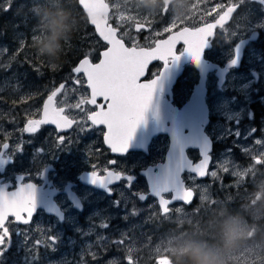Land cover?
Returning <instances> with one entry per match:
<instances>
[{
	"label": "rangeland",
	"instance_id": "1",
	"mask_svg": "<svg viewBox=\"0 0 264 264\" xmlns=\"http://www.w3.org/2000/svg\"><path fill=\"white\" fill-rule=\"evenodd\" d=\"M14 1L0 0V11L7 10ZM49 1L51 6L59 7L61 4L60 0L45 2L48 4ZM107 1L112 7L109 20L119 28L117 34L128 46L151 47L155 39L169 33L165 29L172 27L173 22L176 24L172 27V31L187 24L205 21L232 3L239 4L238 12L229 25L218 31L213 47L207 51V57L214 59L231 57L232 48L239 38L252 28L264 29V6L255 0H193L192 5L185 3L184 0L171 2L162 0L159 5L153 0ZM172 7L170 14L164 15L165 10ZM58 11L64 12L63 9ZM80 16L82 27L85 29L80 32L78 43L69 44V37H64L70 46L68 51L74 52L80 49L81 56L87 55L95 62L99 58L100 51L106 48L107 44L96 35L93 27L83 18L85 16L81 13ZM53 17L55 16L40 14L37 25L31 27L28 33L16 31L14 42L8 45L0 44L1 66L7 67L11 63V74H5V77L0 79V95L4 91L5 96L9 98V101H5V96L4 99L0 97V110L6 107V112L12 114L13 121L11 133L5 132L3 135L5 138L11 136L12 151L16 152V155L20 153L25 155L23 147L26 145L31 147V150L29 148L26 151L29 153L27 157L20 159V163L24 164L25 172L28 170L33 174L36 173L38 166L46 164L45 161L52 157L63 163L62 168L68 166L69 176H76L84 169V164L88 165L86 170H96L103 175L104 169L115 168L109 164L110 161L106 156L98 161L97 158L88 156L75 158L72 154L66 153L85 138L82 133L90 138L83 142L84 145H88L90 141L91 143L98 141L97 145L101 147L100 135L103 130L94 127L87 119L88 113L96 108L86 102L89 89L84 75H75L72 68L66 70L57 64L50 65L37 51V42L49 35L47 32L49 21ZM24 18L22 16V24ZM72 21L76 20L72 18ZM137 23L146 26L137 31L135 29ZM24 25L28 28L27 24ZM36 58L39 59L38 63L34 60ZM22 65H27L32 71V77L35 79L34 87L31 81L25 83V73L18 70ZM161 65L160 62L151 65L149 75L158 73ZM252 71L257 72L258 76L254 77ZM197 78V72L193 67L185 70L173 88L175 104L181 105L188 99ZM74 79H78L79 84H73ZM216 80L214 73L208 75L206 100L211 108V121L206 126V132L214 140L208 177L198 179L189 171L183 173L187 186L192 187L196 193V201L190 206L175 202L170 206L171 211L164 215L155 198L151 196H146L143 200L138 198L140 194L147 193L146 181L138 171L164 160L169 139L167 135L160 134L153 138L148 155L141 151H131L132 153L116 162L119 168H124L123 171L132 167L139 174V180L130 188H126L123 183L114 185L111 196L91 186L89 189H81L90 203L89 211L85 216L90 223L83 228L78 224L79 219H76L77 214H75L71 224L80 232L78 242H81L82 249L78 255L73 256L62 250L58 256H45L46 264H129V259L132 264H156L158 258L159 264H174L177 248L193 242L191 240L193 233H189V230H198L201 235L213 231L209 235L218 236L217 242L212 244L216 247L221 242L224 227L228 222H242L250 229L248 239L243 241L238 249L228 254L229 264H264V227L257 226L256 223L250 224L238 217L225 216L223 211L225 202L238 198V201L246 203L244 208L253 220L264 214V162L255 163L256 159L264 161V115L261 114L260 117V110L251 108L249 103L253 102L258 94L264 95V48L251 47L246 50L241 67L231 70L224 85L219 87ZM61 84L65 87L58 92L55 105L64 107L68 116L76 118L74 128L59 134L53 126H48L37 133L25 134L22 131L23 123L40 113L46 96ZM3 87L5 90H2ZM77 104L81 105L80 108L76 107ZM261 104L264 107V104ZM14 109L17 111L14 112ZM60 137L64 138L62 147L57 146ZM21 145L22 150L16 151ZM88 150L93 153L94 147L91 145ZM187 154L193 162L200 158L196 148H188ZM93 164L97 165L96 169L92 168ZM11 169L16 170L15 166ZM212 171L217 172L216 177L210 175ZM170 195V192L165 193L167 197ZM213 201L217 207L208 208L207 212L203 203ZM178 208L179 212L176 211ZM205 211L207 215L210 213L213 217L212 220L208 219L206 223H202L201 215ZM102 222L107 223L106 229L99 227ZM16 231V229L12 230L13 245L21 241L20 233ZM60 238L61 236H58V241H61ZM67 241H70L71 246L77 243L75 239ZM20 259L19 255H10L5 246L3 255L0 256V264H34L37 260L36 257L28 262Z\"/></svg>",
	"mask_w": 264,
	"mask_h": 264
},
{
	"label": "snow or ice",
	"instance_id": "2",
	"mask_svg": "<svg viewBox=\"0 0 264 264\" xmlns=\"http://www.w3.org/2000/svg\"><path fill=\"white\" fill-rule=\"evenodd\" d=\"M78 3L86 11L91 24L96 27L99 35L109 45L107 50L102 53V59L99 63H91L88 56L85 55L73 69L74 73L85 75L87 87L91 90V98L86 102L94 105L96 110L92 111L87 119L91 121L92 125H102L106 128L104 141L113 153H123L130 146L129 142L132 140L137 127L144 121L145 113L152 103L154 91L159 83L160 72L155 73V78L147 83L139 82L149 62L160 60L167 66L169 61H176L186 53L189 58L199 63L201 53L209 37L213 35V29L218 24H222L233 13L234 7H228L219 16L216 24H207L205 27H199L195 30L184 27L175 34L169 35L167 39L157 41L153 48L137 49L136 47H126L123 40L118 37L117 28L112 27L108 20L103 18V11L99 6L103 0H78ZM147 19L145 18V20ZM175 24L173 22L172 27H175ZM145 26V24L137 23L136 30L140 31ZM172 27L166 28L165 31L171 32ZM180 41L186 47L179 54H176L175 46ZM72 82L79 84L78 79H74ZM64 87L65 85L61 84L60 88L52 91L44 104L42 118L39 120L29 119L22 131L34 133L40 125L45 123L55 124L57 128L72 126L74 121L63 115L64 108L55 106V97ZM97 98H100L99 103ZM83 102L81 101V103ZM80 106V104L76 105L77 108ZM63 144L64 138L60 137L57 146L62 147ZM9 149L8 143L0 144V156L5 155V150ZM19 150H22V145L17 147L16 151ZM209 160L210 156L205 151L202 160L195 166H190L192 173L199 178L207 175ZM262 162L264 161L260 159L255 160V163ZM109 164L114 165L116 161H110ZM96 167L97 165H92L93 169ZM224 170L228 171V169ZM104 172L105 175H100L96 170H92L90 173L91 182L102 187H109L123 179L126 181V187H131V184L128 183L131 177L127 174L109 171L108 169H104ZM210 175L216 177L217 172L212 171ZM156 195L159 197L158 204L162 214L167 215L171 211L169 206L174 202L190 204L194 191L192 187L177 185L173 197L165 198L160 192H157ZM138 198L143 200L146 197L140 195ZM35 207V187L33 184H21L18 190L11 193L0 188V256L3 255L5 246L12 235L7 226L9 218H13L14 222L29 224ZM176 211L179 212L180 209L178 208ZM133 214H135V210H133ZM99 227L106 229L108 225L106 222H102ZM57 240L58 237L54 234L48 235L46 242L36 240L34 246L39 248L41 244H45V246L54 247ZM118 243H122V241H118ZM129 264H132L131 259H129ZM156 264H159V258Z\"/></svg>",
	"mask_w": 264,
	"mask_h": 264
},
{
	"label": "water",
	"instance_id": "3",
	"mask_svg": "<svg viewBox=\"0 0 264 264\" xmlns=\"http://www.w3.org/2000/svg\"><path fill=\"white\" fill-rule=\"evenodd\" d=\"M77 3H78V0H77ZM99 6L101 7L103 11V18L105 20H108V15L110 12V6L108 2L106 0H103V3L100 4ZM232 6L234 7V11H235L237 8V5H232ZM79 7L82 9L84 14L86 15L88 23L94 28V31L97 34V36L102 41H104L103 38L99 35L96 27L91 24L86 11L80 5ZM227 8L224 11H226ZM222 14L223 13H221L220 15ZM232 14L233 13H231L230 16L227 17L222 24H218L213 29V35L209 37L207 44L201 53V58H200L199 63L189 58L186 53L184 55H181L180 58L176 61H169L167 66H165L164 62L160 60H152L149 62V64L145 68V73L140 78L139 82L147 83L150 80L155 78V75L148 79L145 78V76H146L148 67L151 64L158 61L162 63L158 71L160 72L159 83L154 91L152 103L150 104L148 111L145 113V119L137 127V130L132 140L129 142L130 146L125 152L113 153L111 149L109 148V146L105 143L104 141L105 133L103 134V143L105 147H107L110 150L111 154H114V155H124L130 151H142L144 153H147L148 145L151 143L154 137L158 136L159 134H166L168 136L169 143H168V148L164 155V160L162 162L159 161L154 165H148L146 168L140 171V174H142L146 180L147 190H148L147 193H142L140 195H143L145 197L148 195V196L155 198L157 204L159 201V197L156 195L157 192H160V194L164 196L165 198H170V197L175 196V188L177 185L186 186L185 181L183 180V173L185 171H189L192 173L190 166H195L197 163H199L202 160L203 153L205 151H207L210 156L209 164L207 166V173H208L209 165L211 163V158H212L211 154L213 151V142H214L205 129L210 120V110H209L208 102L206 100L208 74L210 72H214L217 78L216 83L219 87H221L225 83L226 76L229 73L230 69L239 68L242 57H243L244 49L246 45L248 44L249 40L256 39V36H255L256 32H253L248 38L240 39L234 46L232 58L229 59L223 66L204 57L205 51L209 50L212 46L211 42L215 36V29L217 27H222L224 24H227L231 20ZM219 16L217 17L216 20L212 22L202 24L196 28H189V27L188 28L190 30H195L199 27H205L207 24H216V21L219 19ZM97 19H99V17H97ZM109 24L112 26L111 23ZM182 29H179V30H182ZM179 30L173 31L169 35L175 34ZM168 36L163 39H167ZM163 39L156 40L155 44L157 41H160ZM104 42L107 43L106 41ZM155 44L154 46L150 48L155 47ZM178 44H183V42L180 41L177 43V45ZM125 46L129 48L136 47V46H127L126 44ZM176 46H175V50H176ZM108 47L109 45L107 44V47L100 51L99 59L96 62L91 61V59L88 57L90 62L93 64L99 63L100 59H102V53L105 50H107ZM185 47L186 46L184 45L182 51L185 49ZM136 48L137 49L139 48L149 49L147 47H136ZM179 53L180 52L176 51V54H179ZM84 57L85 56H83L77 61L75 66L72 68V72H73V69L79 64V62ZM233 61H235V63H233ZM186 63H191L193 65V67L198 72V78L192 87V91L188 99L185 100L181 105H176L173 102V87L176 84L177 80L182 75L183 70H184V65ZM86 85H87V81H86ZM58 88H60V86H58L56 89ZM88 89H89V98H88L89 100L91 98V90L90 88ZM49 95L46 96V98L44 99L42 103L41 117L39 119L42 118L43 107ZM97 99H100V98H97ZM57 108H63V107H57ZM63 115L65 114L63 113ZM39 119H36V120H39ZM26 123L27 122H25L24 127ZM45 124L55 126L58 131H66L71 128V127L57 128L55 124H52V123H45ZM95 126L98 127L102 125H95ZM26 134H33V133L26 132ZM188 148L198 149L200 158L196 162H193V160L189 158L187 154ZM8 161L9 160L7 159H3V164H4L3 166H5ZM108 170L114 171L113 169H108ZM46 172H47V169L43 171L44 174ZM90 173L91 172H82L78 178L84 184L91 186L95 189L101 190L109 196L113 195V190L110 188L114 185L119 184L120 181L123 180L121 179L120 181L111 184L109 186L110 188L102 187L99 184H94L91 182ZM105 174L106 173L104 172L103 175ZM129 177H131L132 179V176H129ZM206 177H208V174L202 178H206ZM197 178L202 179L199 177ZM27 183H31L35 187V204H36L35 209L39 206V204L40 205L43 204L42 207L46 210L47 213H51L53 210L57 209L58 206L53 200L52 194L49 193L50 196L47 197V193L42 191L41 186L36 185L33 182H27ZM23 184H26V183H23ZM20 186L21 184L20 182H18L17 188L13 189L9 193L18 190ZM164 189H167V191H164ZM168 192L171 193L170 197L165 196V193H168ZM70 194H71L70 200L74 204L78 203L79 198L77 197L75 192L71 191ZM194 200H195V192H194V196L192 198L191 203L185 204V205L187 206L191 205L194 202Z\"/></svg>",
	"mask_w": 264,
	"mask_h": 264
},
{
	"label": "flooded vegetation",
	"instance_id": "4",
	"mask_svg": "<svg viewBox=\"0 0 264 264\" xmlns=\"http://www.w3.org/2000/svg\"><path fill=\"white\" fill-rule=\"evenodd\" d=\"M171 1H174V0H168V1L164 0V2H171ZM255 1L257 3H260V5L264 6V0H255ZM184 2L192 5L193 0H184ZM108 4H109V6L111 5L109 2H108ZM232 5H237L239 8L238 3H232V4H228L224 8V10L228 6H232ZM202 6L204 7V4H202ZM238 8H237V10H238ZM111 10H112V7H110L109 15L111 13ZM172 10H173V7L165 10L164 15H166V14L169 15L170 11H172ZM237 10L233 13V15L231 16V20L227 24L223 25L221 28L215 29V36L211 42L212 43L211 48L213 47V43L217 37L218 31L220 29H222L223 27L229 25L234 20V16L238 12ZM221 13H222V11H218L213 17H211L205 21H201V22L196 23V24L195 23L187 24V25L179 27L176 30L182 29L184 27L196 28L202 24L212 22V21L216 20L217 17ZM81 15L85 16L84 18L86 19V21L88 23L86 15L84 14V12L82 10H81ZM109 15H108V22L111 23L112 21L110 22ZM112 26L116 27L113 24H112ZM116 28H117V33H119V28L118 27H116ZM135 29H136V25H135ZM87 30H90V29L87 28ZM176 30H174V31H176ZM171 32H173V31H171ZM171 32H169L164 37H160V38L155 39V41L167 37ZM253 32H256L255 33L256 39L249 40L248 44L246 45L239 68L242 65L246 50H248L251 47H253L254 49H259L261 47L264 48V29H262V28H260V29L259 28L258 29L252 28L246 35L239 38L235 42L234 46L236 45V43L240 39L250 37V35ZM155 41L153 43V46L155 44ZM66 42H67V40H66ZM132 46H134V45H132ZM234 46L232 48V56H233ZM140 47H145V46H140ZM183 47H184L183 44H178L176 46V51L181 52ZM147 48H149V47H147ZM207 51L205 52L204 57H206L207 59H209L215 63L220 64L221 66H223L229 59L232 58V56L227 57L225 59H223V58L222 59L209 58L206 56ZM83 56H85V55H83ZM83 56H81L80 58H82ZM188 67H192V64L187 63L184 65V70H183L182 75L185 73V70ZM252 75L254 77H257L258 73L252 71ZM152 76H154V74H152L150 76L149 72L147 71L145 78L148 79V78H151ZM4 94H6V93H4ZM258 95H260V94H258ZM88 98H87V100H88ZM7 100L9 101V98L7 96H5V101H7ZM17 101H22L23 103L26 102V100H21V99H17ZM257 101L260 102L259 99L254 100V102H257ZM97 102L99 103L100 99H97ZM258 105H259V107L264 109V107L261 104H258ZM5 106H6V104H5ZM55 106L56 107H62V106H57V105H55ZM5 108L6 107H2V109L0 110V113H1V115H0V131H1V133H0V140H1L0 144L8 143L10 145V149L5 150V155L0 156V188H3L5 191L10 192L13 189L17 188L18 182H20V184L27 183V182H33L36 185L41 186L42 191L47 193V197H49L50 194H52V198L58 206L57 209L53 210L51 213H47L46 210L42 207L43 204H41V205L39 204V206L35 209V212L33 214V217L31 218V222L29 224L14 222L13 218L10 217L7 226L9 227L12 235H11V239L9 240L8 244L6 245V249L10 253V255H13V254L19 255L21 257V259H20L21 261L28 262V260H30V259L34 260V258L36 257L37 260H35L36 262L34 264H46L47 260H46L45 256H52V255L58 256L61 250L70 254V256L78 255L79 251L82 249V247H80L81 242H78V241H80L79 240L80 232H79V230L74 229L73 225L71 224V219L75 214H77L76 219H79L78 224L80 226H82L83 228H85L87 223H90V221H87L86 217H85L89 211L90 203L84 197L81 189L82 188H88L89 189L91 187L84 184L78 177H79V175H81L82 172H91V171L86 170V169H88V165L84 164V167H83L84 169L81 170L76 176H69L68 175L69 171L67 170L68 166L66 165L65 166L66 168H62L63 163L61 161H59L57 158H52V157H50L47 161H45V162H47L46 164L38 166V171L34 174L29 172L28 170H26V172L23 171L24 164L20 163V159L27 157L26 155L29 153L26 151L29 150V148L31 150V147H29V145H26L23 147L25 149V151H24L25 155H23L20 152H19L20 155H16L17 153L12 151L13 147H12L11 136H9V138H5L3 135L5 132L11 133V126L13 123L12 114H8L6 112ZM41 108H42V106H41ZM251 108H252V106H251ZM64 110H65V108H64ZM16 111L17 110L14 109V112H16ZM21 111H22V109H21ZM91 112L88 113V116ZM64 114L67 115L65 111H64ZM40 117H41V111L39 114H36L35 116L28 118L25 122H27L29 119H39ZM68 117L71 120H73L74 123L71 126V128L66 130V131L72 130L76 124V118L74 116H68ZM260 117H262V115ZM17 121L18 120H16V122ZM25 122L23 123V128H24ZM48 126H52V125H46V124L40 125L39 129L35 133L41 131L43 128L48 127ZM53 127L55 128V130L59 134L66 132V131H58L55 126H53ZM94 127H96V126H94ZM99 127L103 130L102 131L103 133L100 135V137L102 139V143L100 144V142H99L101 147H98V145H97L98 141H96L94 143H91V141H90V142H88L89 144L87 143L88 145H86V144L84 145L83 142L87 141L90 138H88L87 135L82 133V135H84L85 138H83V140L80 143H78L77 146H73L71 151L67 150V151L72 152V153H69V152H66V153L72 154V156L75 158H81L83 156H86V157L88 156L90 158H97L98 161L102 160L106 156L109 159V161H116V162H118V159L132 153L130 151L124 155L111 154L110 150L107 147H105V145L103 143V134L105 133L106 128L104 126H98L96 128H99ZM25 134H26V132H25ZM27 135H31V134H27ZM150 144L148 145L147 153H144L145 155H148L150 153V147H149ZM91 145L94 147L93 153L91 152V150H88L89 146H91ZM39 150L42 151V149H39ZM49 151L51 152V154H53V152L51 150H49ZM50 152H48V154ZM95 155H97V156H95ZM3 159L9 160L5 166H3L4 165ZM13 166H15V169H16L14 171H13V169H11ZM112 166L113 167L115 166V168L114 169L109 168V169H113L115 171L120 170L119 172H121V170H122L123 173L127 174L128 176H132L131 181L128 182L131 185L135 184V182L138 181L140 178L139 174H140V171L142 169H140L138 171V173H139L138 174L135 172V170L132 167L129 168L127 171H123L124 168H119L118 164H116V165L114 164ZM45 169H47V172L44 174L43 171ZM12 171H13V174H11ZM120 183H123V185L126 187L125 180H121ZM119 184H117V185H119ZM126 188H129V187H126ZM71 191L75 192V194L79 198V202L76 204H74L70 200V196H71L70 192ZM77 204H79V205H77ZM75 224H76V222H75ZM13 229H16L17 230L16 232L20 233L19 238L21 240L20 242L15 243L14 245L12 244V241L14 240V237H13L14 234L12 232ZM52 234H54L57 237L61 236V238H60L61 241L57 240L54 247L45 246V244H41V246L39 248H36L34 246V241L41 240V241L46 242L47 236L52 235ZM68 239H75V241L77 243H74L73 246H71L70 241H67ZM59 244H61V245L59 247H57ZM84 246H86V245H84ZM24 257H25V259H23Z\"/></svg>",
	"mask_w": 264,
	"mask_h": 264
},
{
	"label": "trees",
	"instance_id": "5",
	"mask_svg": "<svg viewBox=\"0 0 264 264\" xmlns=\"http://www.w3.org/2000/svg\"><path fill=\"white\" fill-rule=\"evenodd\" d=\"M45 1L46 0H15L7 10L0 11V44L8 45L11 44V42H14V33L16 31L28 33L31 27L37 25L40 14H49L54 16H56L57 14L70 15L71 32L66 36H68L70 39V41L68 42L69 44L72 42L78 43L80 41V32H83L85 28L82 27V21L80 19L81 8L79 7L77 0H60L61 4L59 7L51 6L50 1L48 2V4ZM60 9H63L64 12L61 11L59 13L58 10ZM22 16L25 17L23 24L21 23ZM72 18H74L76 21H72ZM24 24H27L28 28H26ZM60 44V59L57 65L66 70L69 68L71 69L82 55V52L80 49H76L77 51L74 52L71 50L72 52H69L68 49L70 48V46H68V44L66 43L65 38L60 41ZM65 51H67V53H65ZM18 55L20 54L18 53ZM34 60L37 63L39 62V59L37 58ZM18 70H21L25 73V83H27V81H31L34 87L35 79L34 77H32V71L29 69V67L27 65H22L18 67ZM5 74H11V63L7 67H2L0 64V79L5 77ZM29 85H31V83H29ZM3 88L4 89L2 90H5V87ZM4 93L5 92L3 91L0 95L2 99H4V95H6ZM258 104H260L259 101L252 103L251 106L253 109H257V111L260 110L259 113L264 115V109L259 108ZM220 199L221 198H219V200ZM237 199L238 198H235L230 202H225L223 207V211L226 214L225 216L238 217L240 219L248 221V223L250 224L256 223L257 226L264 227V214L260 215L258 218L253 220L249 212L247 213L246 209L244 208V205H246V203L240 202ZM203 204L206 210L208 208L214 209L217 207L215 201L210 203L204 202ZM208 211L209 210H207V212ZM201 216L202 223H206L208 219L212 220L213 217V215L210 213L209 215H207L206 211L205 213H202ZM220 228H222V226H220ZM188 232L193 233L191 237V240L193 242H198L204 245L211 246L212 244H215L218 240V236L216 234L214 237L209 235V233H213V231L205 232L203 235H201L198 230L195 231V229H192V231L189 230Z\"/></svg>",
	"mask_w": 264,
	"mask_h": 264
},
{
	"label": "clouds",
	"instance_id": "6",
	"mask_svg": "<svg viewBox=\"0 0 264 264\" xmlns=\"http://www.w3.org/2000/svg\"><path fill=\"white\" fill-rule=\"evenodd\" d=\"M156 5L162 0H153ZM71 32L70 15H56L49 21V35L37 42V51L52 65L60 59V41ZM247 228L242 222L226 223L218 246L198 242L183 244L177 248L174 264H229L228 254L238 249L248 239Z\"/></svg>",
	"mask_w": 264,
	"mask_h": 264
},
{
	"label": "bare ground",
	"instance_id": "7",
	"mask_svg": "<svg viewBox=\"0 0 264 264\" xmlns=\"http://www.w3.org/2000/svg\"><path fill=\"white\" fill-rule=\"evenodd\" d=\"M212 246V245H211Z\"/></svg>",
	"mask_w": 264,
	"mask_h": 264
}]
</instances>
